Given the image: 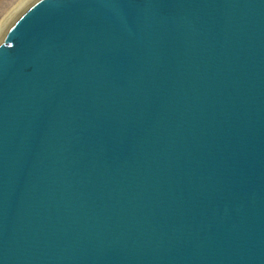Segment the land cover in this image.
Wrapping results in <instances>:
<instances>
[{
    "label": "water",
    "instance_id": "obj_1",
    "mask_svg": "<svg viewBox=\"0 0 264 264\" xmlns=\"http://www.w3.org/2000/svg\"><path fill=\"white\" fill-rule=\"evenodd\" d=\"M0 264H264V0H34L0 39Z\"/></svg>",
    "mask_w": 264,
    "mask_h": 264
},
{
    "label": "rangeland",
    "instance_id": "obj_2",
    "mask_svg": "<svg viewBox=\"0 0 264 264\" xmlns=\"http://www.w3.org/2000/svg\"><path fill=\"white\" fill-rule=\"evenodd\" d=\"M20 1L21 0H19V1L18 0H0V26L4 23V21H6L5 19L8 17V15L10 14V12L12 10L15 11L16 7L20 4ZM25 1L28 2V4L25 5L24 8H26L34 0H25ZM24 8H22V10H20L19 13L21 11H23ZM12 22H13V20H12ZM5 31H4V33H5Z\"/></svg>",
    "mask_w": 264,
    "mask_h": 264
},
{
    "label": "bare ground",
    "instance_id": "obj_3",
    "mask_svg": "<svg viewBox=\"0 0 264 264\" xmlns=\"http://www.w3.org/2000/svg\"><path fill=\"white\" fill-rule=\"evenodd\" d=\"M27 4H28V2H26L25 0H21L20 4L16 7L15 11L12 10L10 12L8 17L5 19L6 21H4V23L0 26V37H2L4 35V31L7 30L8 26L10 25L12 20H14V18L17 16L19 11L22 10V8H24V6Z\"/></svg>",
    "mask_w": 264,
    "mask_h": 264
}]
</instances>
